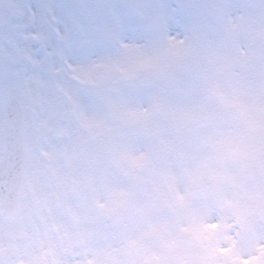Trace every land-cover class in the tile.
<instances>
[{
    "label": "snow or ice",
    "instance_id": "6c2138e0",
    "mask_svg": "<svg viewBox=\"0 0 264 264\" xmlns=\"http://www.w3.org/2000/svg\"><path fill=\"white\" fill-rule=\"evenodd\" d=\"M0 264H264V0H0Z\"/></svg>",
    "mask_w": 264,
    "mask_h": 264
}]
</instances>
